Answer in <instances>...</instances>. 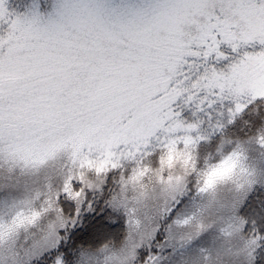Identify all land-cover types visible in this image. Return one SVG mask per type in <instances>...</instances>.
<instances>
[{
  "label": "snow or ice",
  "instance_id": "6c2138e0",
  "mask_svg": "<svg viewBox=\"0 0 264 264\" xmlns=\"http://www.w3.org/2000/svg\"><path fill=\"white\" fill-rule=\"evenodd\" d=\"M3 25L0 191L51 164L60 183L6 205L0 264H264L247 141L226 152L223 138L201 166V122L173 107L231 101L227 122L248 113L264 150V0H51L24 14L0 0Z\"/></svg>",
  "mask_w": 264,
  "mask_h": 264
},
{
  "label": "rangeland",
  "instance_id": "374dc122",
  "mask_svg": "<svg viewBox=\"0 0 264 264\" xmlns=\"http://www.w3.org/2000/svg\"><path fill=\"white\" fill-rule=\"evenodd\" d=\"M12 1V2H11ZM35 0H27L24 8V12L20 13L17 7H19L18 0H8V8L10 11H13L17 14H24L26 10L34 3ZM51 1L49 5H47L46 10L50 9ZM7 27V25L0 26V34H2L3 30ZM227 62H222L218 67L223 68ZM192 79L195 80L196 76L193 75ZM188 83V82H186ZM187 94H185L182 98H179L175 104L173 105L174 110L179 113V118L183 120L186 124L187 123H196L200 121L201 128H209L212 129V125L215 124L216 119L221 115V113H225L226 107L231 101L225 100L222 103L217 102L213 105L212 108H207L205 111H197L195 102H191L188 104L184 103ZM199 127V129H200ZM199 131V130H198ZM197 133L193 132L192 135L195 136ZM214 146L211 147L208 145V142H204L201 147H197V155L200 161V165L203 164V158L210 153L215 157L216 149L219 147L221 140ZM226 139L230 140L232 143L225 144L224 151L230 152L236 145L237 142H245L247 141L244 146L246 149L247 154V165L254 169L257 172V175L260 177H264V150H261L256 147V145L248 141L246 139H235L232 136L226 137ZM64 159L63 157L61 158ZM59 165L51 164L46 167L41 168L38 172L31 173V174H24L21 175L17 173L15 176L12 177L10 183L14 186L10 192L0 191V215L7 218L9 215L7 204L11 202L12 199L20 200L24 199L28 196L33 195L37 191L43 192L46 190L48 185H51L53 188L57 187L60 183V176H59ZM7 174L0 170V179H3ZM188 188L190 191L188 192L187 197L185 199H189L193 197L194 189L193 184L195 182V175L193 174L188 178ZM226 198L230 196V193L225 189L223 194ZM89 197L92 198L93 194L89 193ZM198 200V197H195ZM32 231H35L33 229ZM26 234H21L19 239L17 240V247H27V243L31 242L30 236L27 239V243H25ZM165 264H169L168 261H165Z\"/></svg>",
  "mask_w": 264,
  "mask_h": 264
},
{
  "label": "trees",
  "instance_id": "16d2710c",
  "mask_svg": "<svg viewBox=\"0 0 264 264\" xmlns=\"http://www.w3.org/2000/svg\"><path fill=\"white\" fill-rule=\"evenodd\" d=\"M50 1L51 0H35L34 2L37 3L41 7L42 11H44L46 9L47 5H49ZM26 2H27V0H18V3H19L18 6L19 7H17L18 10H16V11L23 13L24 12L23 7L25 6ZM231 106H232V103H229L228 106L226 107L225 113H223V115H220L215 121V123L217 121H219V122L224 124V129L222 132H215V131H213V128L209 129V128H205V127L204 128L200 127L199 133L201 135L207 136L208 139L201 141L198 145L199 147H201L200 145H202L205 141L208 142L209 146L214 147L219 142L220 138H226V137L232 136L236 140L237 139L242 140V139H246L249 136L254 134L255 129L252 128L251 123L248 121V113L242 114L240 117H237V120L234 121L232 124H229L227 122V119H228L227 110ZM112 177H113V174L109 173L108 184H106V186H105V192H107L109 190V185H111ZM112 186H114V185H112ZM100 204H101V206L103 205V199H100ZM88 215H89V213H85V216H88ZM116 227L119 228L121 233L123 232L124 225H123L122 221L119 222L116 225ZM33 264H35V262H33Z\"/></svg>",
  "mask_w": 264,
  "mask_h": 264
}]
</instances>
